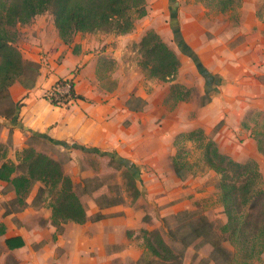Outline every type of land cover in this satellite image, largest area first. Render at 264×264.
I'll list each match as a JSON object with an SVG mask.
<instances>
[{
	"label": "rangeland",
	"instance_id": "374dc122",
	"mask_svg": "<svg viewBox=\"0 0 264 264\" xmlns=\"http://www.w3.org/2000/svg\"><path fill=\"white\" fill-rule=\"evenodd\" d=\"M146 8L147 14L138 18L134 28L128 33L96 31L77 33L76 37L105 42V54L101 56L104 65L99 69V75L103 76L106 89L121 99H127L126 105L133 112L141 113V133L157 135V139L152 137L150 145L143 144L149 150L152 148L158 152V161L154 164L156 168L152 165L148 168L146 163H131L127 157L113 152V160L98 153L86 152L78 157V162L74 165L69 164L71 156L68 151L61 150L33 134L28 136L24 147L16 146L13 130L8 128L13 119L3 116L10 109L9 100L4 98H0V152L5 153L7 160L18 163L22 151L27 146L47 154L51 151L63 167L68 165L70 174L78 177L79 180H72L87 214H90V222H103L96 221L95 218L107 207H129L135 222H141L138 228L126 234L135 242V251L128 257L114 259L113 264H148L147 260L154 258L151 253L145 251V230L152 233L161 232L164 239L181 254L183 264H215L207 263L212 249L209 244L197 240L188 247H183L178 241L172 240L170 234L178 225V213L184 210L206 215L219 230L228 221L218 187L222 174L209 168L204 162L201 141L197 138L189 140L185 135L192 130L203 129L205 135L213 139L223 153L239 160L237 157L243 153V139L225 142L220 132L228 122L231 95L240 98L233 100L234 103L237 101L239 110L246 107L245 92L252 87L245 83L236 85L235 82L236 78H241V72L249 69L248 65L257 56V46L263 48L260 44L264 43V0H146ZM173 8L177 14L180 11L182 21L185 20L186 35L192 46L184 42L189 46L190 52L183 51L175 40L172 27ZM44 15L47 32L51 34L54 16L51 11H46ZM253 15H256V19ZM247 23V28H251V31L243 29ZM12 30L15 44L24 56L23 49L33 43V33L24 24H18ZM150 30L158 33L179 56L180 67L173 80L164 81L151 77L143 67L142 62L146 57L140 43ZM260 30L263 34L259 35L257 33ZM41 54L45 56L44 62L47 60L48 64L46 63L45 69L39 60V73L49 76L53 71L50 70L51 63L55 59L49 51H42ZM258 79L264 81V71L259 74ZM260 116V111L251 112L249 117L246 116L243 120V125L251 126L250 122L255 121L252 135L257 139L259 150L262 151L263 131ZM132 122L131 117L126 118L125 127L131 128ZM153 123L156 127L151 126ZM178 150L182 159L189 162L186 170L191 172L182 179L184 188L190 187L188 193L183 196L175 193L181 178L179 179L173 171L171 162ZM148 155L147 151L145 156ZM153 169L159 174L158 178L144 179L143 174L150 173ZM259 169L261 170L260 165ZM141 174L142 182L133 178H140ZM149 181L158 183L157 190L148 191L150 184L145 189ZM40 187L44 189L41 191ZM166 187L168 189H165ZM31 193L29 202L21 207L13 201L15 192L12 186L5 181L0 183V264H22L19 259L21 254L6 250L3 243L4 228L7 225L21 227L44 223L37 222L36 211L44 217L47 210L40 207L50 204L56 197V191L51 190L49 184L42 182H37ZM241 199L242 197L235 198V210L247 209V206L241 205ZM263 201L262 198L257 199L258 207L252 210L253 215L242 238H264L260 233V229L264 227ZM49 207L51 206L48 205L47 208L50 209ZM101 232H104L103 227L94 230L95 235ZM225 245L234 250L230 242L227 241ZM38 247L37 244L34 246L35 249ZM243 254L244 252H241V255ZM26 255L23 254L25 258H29V255ZM143 255L146 261L138 263ZM154 264L160 263L155 261ZM252 264H264V253L261 259Z\"/></svg>",
	"mask_w": 264,
	"mask_h": 264
},
{
	"label": "crops",
	"instance_id": "0c3cea01",
	"mask_svg": "<svg viewBox=\"0 0 264 264\" xmlns=\"http://www.w3.org/2000/svg\"><path fill=\"white\" fill-rule=\"evenodd\" d=\"M253 17L256 19V15ZM178 18L181 35L187 44L192 46L186 35L187 26L185 20L182 21L180 11H178ZM44 20L45 15L41 14L32 22L24 24L33 33V43L26 45L23 53L25 58L39 62L41 52L49 51L55 59L51 63L53 71L49 76L39 74L35 86L31 88L25 87L18 81L10 86L13 100L21 103L17 116L18 124L15 121L8 127L13 130L15 145L24 147L28 136L33 134L44 138L61 150L68 151L71 156L69 164L74 165L78 162V157L82 156V153L94 152L102 155L113 152L127 157L131 163H146L148 168L151 165L154 167L158 161V152L153 151L152 148L149 150L143 144L150 145L152 137L157 139V135L141 133L143 127V124L139 122L141 113L133 112L126 105L127 99H121L106 89L105 80L99 75V69L104 65L101 56L105 54V42L89 41L82 39L81 36L77 38L75 35L73 41L66 44L61 39L54 20L51 22L53 27L51 34L47 32ZM255 21L258 22V20ZM244 25L243 29H248V23ZM257 34H263V31L260 30ZM260 45L263 48L257 46L258 49L255 51L257 56L248 65L249 69L241 72V78H236L235 82L236 85L245 83L252 87L245 92L246 107L239 110L237 101L234 103L233 100L236 98L240 100V98L237 95L236 97L231 95L228 122L220 133L225 142L243 139L241 143L243 153L237 157L238 161L255 160L260 165L264 179V81L258 79L259 74L264 71V43L261 42ZM73 71L77 73L75 92L81 98L75 99L67 106L52 104L45 98L46 90L59 78L74 75ZM258 111L261 112L263 131L262 151L259 150L257 139L252 135L255 130V121L250 122L251 126L243 125L246 116L249 117L251 112ZM128 117H131L133 122L131 128L127 129L124 122ZM151 126L156 127L154 123ZM155 130L157 131V128ZM147 151L149 155L145 156ZM48 154L55 158L51 151ZM64 170L74 181L78 179L70 174L68 165L64 166ZM157 176L159 174L155 169L143 174V178L147 180L156 179ZM139 181L142 182V174ZM0 183H2L1 180ZM177 184L179 188L175 193L181 196L188 193L190 187L184 188L182 179ZM147 185H149L148 188ZM157 185L156 181H149L145 189L157 190ZM48 205L43 204L40 207L47 210L44 217L36 211L37 222L44 223L21 227L7 225L4 228V246L9 252L21 254L22 257L19 259L22 264H113L116 258H125L134 254L135 242L131 241L126 234L138 228L141 222H135L129 207L117 205L103 209L105 219L96 224L88 219L84 223L68 221L55 237L57 228L52 223V208L48 209ZM87 215L90 216V214ZM101 227L104 232L95 235V228ZM18 235L23 237L25 245L9 249L5 238ZM36 244L39 245L37 249L34 248ZM23 254L29 255V258H25ZM133 257L136 258L135 255Z\"/></svg>",
	"mask_w": 264,
	"mask_h": 264
},
{
	"label": "trees",
	"instance_id": "16d2710c",
	"mask_svg": "<svg viewBox=\"0 0 264 264\" xmlns=\"http://www.w3.org/2000/svg\"><path fill=\"white\" fill-rule=\"evenodd\" d=\"M46 11L52 12L55 26L66 44L71 43L77 33H128L134 28L135 21L147 14L146 0H0V98L9 100L10 109L3 116L11 117L12 122L17 123L21 103L11 98L10 86L19 81L25 87L31 88L35 86L40 74V64L25 58L15 44L12 28L18 24H28ZM172 22L176 42L183 51L190 52L181 35L178 14L174 8ZM140 46L146 57L142 62L143 67L151 77L164 81L176 77L180 67L179 56L158 33L148 31ZM194 58L198 60L195 55ZM71 94L73 98H81L75 92L74 83ZM50 102L63 105L54 99ZM185 136L189 140L197 138L201 141L204 162L209 168L222 174L218 187L228 221L219 230L206 215L192 210L181 211L177 216L178 225L170 233L172 240L178 241L183 247H188L197 240L209 244L212 249L207 263L252 264L261 259L264 238H242L246 234L253 211L258 207L257 199L264 200V181L258 163L239 162L229 157L219 149L213 139L205 135L203 129L192 130ZM102 155L111 157V160L114 158L110 152ZM188 163L186 159H182L180 150L172 157L173 169L179 178L184 179L191 173L186 170ZM133 178L139 180V177ZM0 180L12 186L15 192L13 201L21 207L28 203V197L37 182L49 184L51 190L56 191L55 200L50 203L52 223L57 228L55 237L63 230L66 222L84 223L88 219L74 182L65 173L64 167L57 159L34 147H25L18 163L7 160L5 153L0 152ZM43 189L40 187L41 191ZM238 197H242L240 202L242 201V206H247L246 210H235L234 202ZM262 208L264 209V201ZM104 217L105 214L100 213L95 220H102ZM144 232L145 251L154 256L147 260L148 264H154L155 261L160 264H183L181 254L164 239L161 232ZM260 233L264 235V227L260 229ZM227 241L233 245L234 250L225 245ZM5 243L9 249L25 245L23 237L19 235L5 238ZM241 252L244 254L241 255ZM145 259L143 255L138 263L146 261Z\"/></svg>",
	"mask_w": 264,
	"mask_h": 264
},
{
	"label": "built area",
	"instance_id": "2783aa9c",
	"mask_svg": "<svg viewBox=\"0 0 264 264\" xmlns=\"http://www.w3.org/2000/svg\"><path fill=\"white\" fill-rule=\"evenodd\" d=\"M39 59L41 61L40 64L42 65L43 68H45L46 63L48 64L47 60H46V63L44 62L45 56L41 54ZM75 78H76L75 74L67 78H59L52 86H50V88L46 90L45 98L49 101L51 99H54V100H57L59 103L63 104L59 106H66L70 104L76 99V98H73L71 94L73 83L75 84Z\"/></svg>",
	"mask_w": 264,
	"mask_h": 264
}]
</instances>
